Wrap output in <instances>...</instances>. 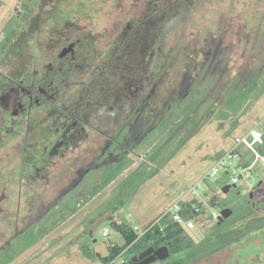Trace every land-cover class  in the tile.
<instances>
[{"label":"flooded vegetation","instance_id":"flooded-vegetation-1","mask_svg":"<svg viewBox=\"0 0 264 264\" xmlns=\"http://www.w3.org/2000/svg\"><path fill=\"white\" fill-rule=\"evenodd\" d=\"M170 1L15 2L8 26L0 29V153L20 152L31 168L23 166L17 175L29 177L36 187L47 185L38 193L40 207L47 208L40 216L61 209L57 222H66L63 217L68 208L74 211L83 195L93 194L83 191L84 175L100 161L123 169L124 153L133 151L146 133L160 131L169 123L172 133L181 130L178 140L169 143H180L194 131L192 124H200V114L194 116L192 111L180 127L176 125L181 107L177 92L187 91L183 100L189 98L200 74L194 77L192 72L223 67L226 52L214 45L199 67H187L176 87L164 93L163 83L177 74L175 58L188 50L183 41L177 42L172 50L175 55L170 53L165 59L166 42L194 16V3ZM206 87L209 93V82ZM41 130L47 132L45 137H40ZM40 139L44 140L42 150L27 155L31 142ZM85 145L104 147L96 159L93 151L88 153L84 160H94L89 168L82 159ZM119 175H112L107 186ZM98 185L96 180L95 190ZM225 186H230L227 193L222 191ZM13 190L9 185L0 189V196H5L0 222L11 217L6 207ZM214 190L206 198L219 209L217 219L213 214L206 218L209 211L198 194L188 197L182 210L185 218L195 222L191 230L198 228L204 239L196 243L186 232L189 229L171 224L167 227L181 229L178 241H144L140 249L131 245L123 262L131 263L153 247L154 251L133 264H264V214L257 215L264 205V181L247 191L231 182ZM224 209L232 214L219 220ZM163 247L168 253H155Z\"/></svg>","mask_w":264,"mask_h":264},{"label":"rangeland","instance_id":"rangeland-1","mask_svg":"<svg viewBox=\"0 0 264 264\" xmlns=\"http://www.w3.org/2000/svg\"><path fill=\"white\" fill-rule=\"evenodd\" d=\"M16 1L0 0L1 30L8 26ZM112 2L113 0H109L110 5ZM182 2L188 5L185 0ZM188 2L194 3V16L191 15L193 19L187 21L183 30H180L179 25L178 30L173 33L175 37L167 40L165 59L170 53L175 55L172 50L177 42L183 41L184 48L188 50H183L182 56L175 58L179 64L177 74L174 73L172 78V75H168L170 80L168 82L167 79L163 87L164 93L173 89L184 70L189 66L199 67L203 55L214 45L226 52L223 67H211L209 72L205 69L206 73L198 69L192 72L194 77L200 74L195 79L194 91L190 92L189 98L183 100L187 91L177 92V101L180 102L178 106L181 107L178 108L180 111L176 125L179 126L185 115L196 109H199L200 124H192L194 131L180 143H169V140H178V136H181V130L177 134L171 132L173 129L169 123L160 131L146 133L141 142L133 147V151L124 153L126 163L123 169H118L117 164L112 163L102 165L101 161L98 167L94 164V168L84 175L81 183L84 192L94 193L95 181L99 180L101 194L96 197L83 195L81 205H78V200L74 211H71L73 208H68L63 217L66 222L60 224L57 220L63 213L61 209H54L50 214L40 216L47 209L41 208L38 201V193L43 187L33 185L29 177L21 178L17 175L23 166L26 170L31 168L26 158L16 150L7 151L6 155L0 153V189L5 185L15 189L10 206L6 207L11 217L0 222V248H4L0 249V264H105L101 258L108 254L109 247L124 245V239L115 230L113 223H130L132 228L138 227L142 231L157 220L181 193L196 185L212 165L210 159L227 152L237 135L246 133L253 127L264 134V0ZM164 6L163 4L162 7ZM215 54L220 56L218 51ZM244 81H249V86L242 92L243 95L227 92L234 83H237L240 90ZM208 82L210 94L206 87ZM184 101L186 104H183ZM41 132L40 137H45L47 132ZM31 143V148L25 151L27 155L32 151H41L44 140H34ZM103 148L82 146L81 149L86 151L82 154L83 163L88 168L91 167L94 160L84 159L89 158L88 153L91 151L94 152L95 159L100 157ZM78 153L80 152H75ZM135 167L139 168L136 174ZM127 170H131L132 174L127 176ZM237 171L241 173V181L237 187L243 191L264 181V169L260 167L242 172V167L239 166ZM118 173V178L107 186L112 181L110 179ZM218 180L221 181L220 185H224L231 182L232 177L222 173L206 184L203 183L201 188H196L209 211L206 216L208 219L219 211L206 198L208 191L214 192L218 187ZM46 186L45 184L44 188ZM261 208L257 214L259 217L264 214V205ZM27 220L32 223L28 227ZM106 229L109 230L108 235H105ZM186 232L196 243L204 239V234L198 228ZM126 252L127 248L121 254V261L116 264L127 259Z\"/></svg>","mask_w":264,"mask_h":264},{"label":"built area","instance_id":"built-area-1","mask_svg":"<svg viewBox=\"0 0 264 264\" xmlns=\"http://www.w3.org/2000/svg\"><path fill=\"white\" fill-rule=\"evenodd\" d=\"M238 164V166L236 165ZM242 167V172H248L254 167L264 169V134L257 127L249 129L246 133L237 135L234 138L233 145L223 155L213 158L212 165L208 171L200 178L196 185L192 188H187L181 195L170 205L160 217L146 226L142 231L138 227H133V230L139 234V238L154 231L157 227L162 232L167 226L173 224L183 227L184 229H194V220L187 219L183 216L182 210L189 196L197 195L196 188H201V185L206 184L208 180L218 177L220 174H227L232 177L231 183L238 184L241 181V173L237 171V167ZM219 187L221 181H216ZM210 184V183H208ZM208 190H211L209 188ZM219 212L213 213V218L217 219ZM109 234V230H105V235ZM123 255V254H122ZM122 255L115 259L110 264L118 263Z\"/></svg>","mask_w":264,"mask_h":264},{"label":"trees","instance_id":"trees-1","mask_svg":"<svg viewBox=\"0 0 264 264\" xmlns=\"http://www.w3.org/2000/svg\"><path fill=\"white\" fill-rule=\"evenodd\" d=\"M243 71H244V69H243ZM213 75H214V73H213ZM252 76H253V74L251 75V77ZM240 77H242V75ZM248 82L249 81H244V84L241 85L240 90H239V86H237V83H234V85L232 87L230 85L227 92H229L230 94H233V95H240V94L243 95L244 93H242V92L245 91V89L249 86ZM194 112H195L194 116L195 115L197 116L199 114V109H196ZM101 189L102 188H100V187L97 188L92 195H94V197H96L97 195L101 194L100 193ZM30 224H32V223H30ZM113 226H114L115 230H117L119 233H121V235L124 239V245L123 246L113 245V246L109 247L108 254L105 257L101 258L105 264H110L111 262H113L121 254L124 253L126 248H128L131 245H133V248H135V249H140V247L142 246V243L144 241H146V242L150 241V243L155 242L156 240L157 241L161 240L163 242H165V241L170 242L172 240L178 241L179 235L181 234V229L177 230V229H174L173 227H166L165 232H161L159 230V228L157 227L154 231L148 232L147 234H145L144 236L139 238V234H137L133 230L130 223L125 224V225L113 223Z\"/></svg>","mask_w":264,"mask_h":264},{"label":"water","instance_id":"water-1","mask_svg":"<svg viewBox=\"0 0 264 264\" xmlns=\"http://www.w3.org/2000/svg\"><path fill=\"white\" fill-rule=\"evenodd\" d=\"M211 161L213 160V158L210 159ZM234 186V185H233ZM230 186H225L223 188V193H227L229 190ZM5 196L2 195L0 196V215L3 213V208H2V202L4 201ZM232 214V211L230 209H224L220 212V216H219V220H223L224 218H228L230 215ZM152 251H154L153 247L148 248L145 252L141 253L138 257H135L131 263H125L122 262L121 264H133L134 262L138 261L139 259L144 258L146 255L150 254ZM156 254H160V253H168V249L166 247L163 248H159L158 250H155ZM161 258H164V256H162ZM140 264H145V262H142Z\"/></svg>","mask_w":264,"mask_h":264}]
</instances>
